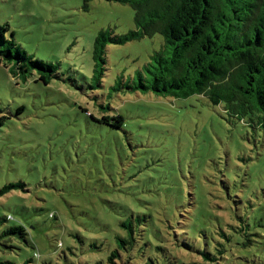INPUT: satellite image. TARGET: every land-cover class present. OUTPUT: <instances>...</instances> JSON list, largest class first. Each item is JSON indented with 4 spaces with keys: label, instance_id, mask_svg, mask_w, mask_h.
I'll return each instance as SVG.
<instances>
[{
    "label": "rangeland",
    "instance_id": "374dc122",
    "mask_svg": "<svg viewBox=\"0 0 264 264\" xmlns=\"http://www.w3.org/2000/svg\"><path fill=\"white\" fill-rule=\"evenodd\" d=\"M0 27L54 67L43 83L0 64V188L22 184L0 195V261L206 264L197 250L222 249L227 264H262L264 129L204 95L127 90L159 34L107 44L100 86L92 77L98 31L132 29L129 5L0 0ZM124 220L135 239L119 248Z\"/></svg>",
    "mask_w": 264,
    "mask_h": 264
},
{
    "label": "trees",
    "instance_id": "16d2710c",
    "mask_svg": "<svg viewBox=\"0 0 264 264\" xmlns=\"http://www.w3.org/2000/svg\"><path fill=\"white\" fill-rule=\"evenodd\" d=\"M88 1L83 0L85 4ZM109 1L132 8L134 27L120 35L109 29L98 31L92 50V77L98 80V86L104 74L107 44H123L159 34L160 47L130 76L127 90L151 91L175 98L204 95L212 104L222 103L229 115L243 122L247 117V124L264 129V0ZM11 61L9 72L16 73L15 68L18 76L26 78L37 69L43 83L49 82L54 70L53 65L34 60L14 47L0 27V64ZM98 109L107 112L109 105L99 103ZM115 119L117 125L123 120L121 115ZM102 122L110 125L108 119ZM20 186L21 183L7 184L0 188V195ZM238 214L235 218L245 224ZM122 222L127 236L117 238V242L119 248H128L135 239L134 229L131 220ZM252 241L242 243L244 247L250 246L249 253L254 255L259 248ZM197 252L206 264H227L222 249H217L215 254ZM260 252L254 256L262 258L264 264V251ZM117 256L118 251L113 250L108 259L112 261ZM0 264L17 263L1 260Z\"/></svg>",
    "mask_w": 264,
    "mask_h": 264
}]
</instances>
